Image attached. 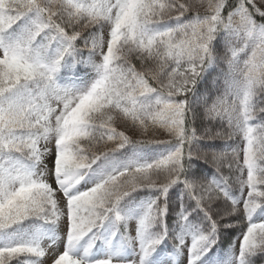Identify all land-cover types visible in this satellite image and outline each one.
Returning a JSON list of instances; mask_svg holds the SVG:
<instances>
[{
	"label": "snow or ice",
	"instance_id": "obj_1",
	"mask_svg": "<svg viewBox=\"0 0 264 264\" xmlns=\"http://www.w3.org/2000/svg\"><path fill=\"white\" fill-rule=\"evenodd\" d=\"M49 257L264 264V0H0V264Z\"/></svg>",
	"mask_w": 264,
	"mask_h": 264
},
{
	"label": "rangeland",
	"instance_id": "obj_2",
	"mask_svg": "<svg viewBox=\"0 0 264 264\" xmlns=\"http://www.w3.org/2000/svg\"><path fill=\"white\" fill-rule=\"evenodd\" d=\"M218 71H219V70H217V72H218ZM214 95H215V93H214ZM120 130H124V129L121 128ZM128 134L131 135L132 133L129 132ZM136 138H142V137L137 133ZM149 138H156V139H160V140H166V139H168L166 133H165L163 130L155 131L154 133L150 134ZM223 143H224V142L221 141V144H223ZM130 227H131V225H130ZM236 234H238V232H237V233H234V234H230V235H233V236H234V235H236ZM224 248H225V250L227 249V242L225 243ZM60 251H62V248H60V249L57 251L56 254L58 255ZM45 264H51V258H50V257H49L48 259L45 260Z\"/></svg>",
	"mask_w": 264,
	"mask_h": 264
}]
</instances>
